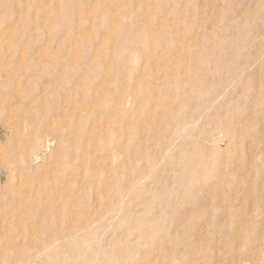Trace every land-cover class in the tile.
<instances>
[{
  "label": "rangeland",
  "instance_id": "obj_1",
  "mask_svg": "<svg viewBox=\"0 0 264 264\" xmlns=\"http://www.w3.org/2000/svg\"><path fill=\"white\" fill-rule=\"evenodd\" d=\"M0 151V264H264V0H0Z\"/></svg>",
  "mask_w": 264,
  "mask_h": 264
},
{
  "label": "bare ground",
  "instance_id": "obj_2",
  "mask_svg": "<svg viewBox=\"0 0 264 264\" xmlns=\"http://www.w3.org/2000/svg\"><path fill=\"white\" fill-rule=\"evenodd\" d=\"M50 2H51V0H50ZM45 10H47V9H45ZM47 11H48V10H47ZM45 13H46V12H45ZM48 13H49V11H48ZM48 13H46V14H48ZM6 29H7V28H6ZM111 30H112V29H111ZM11 31H12V30H11ZM8 32H9V30H8ZM6 33H7V32H6ZM9 34H10V33H9ZM1 35H2V34H1ZM3 35L5 36L4 32H3ZM3 35H2V36H3ZM4 36H3V38H4ZM6 36H7V35H6ZM8 36H10V35H8ZM8 36H7V37H8ZM72 38H73V36H72ZM75 38H77V37H75ZM73 40H74V39H73ZM75 40H76V39H75ZM78 40H79V39H78ZM78 43H79V42H77V44H78ZM74 44H76V42H74ZM77 44H76V45H77ZM52 52H53V51L51 50V54H52ZM54 52H55V51H54ZM41 53H42V52H41ZM44 53L46 54L45 51H44ZM44 53H42V55H43ZM38 54H39V53H38ZM45 54H44V55H45ZM49 54H50V53H49ZM177 54H178V53H177ZM44 55H43V56H44ZM46 55H47V54H46ZM52 56H53V55H52ZM183 67H184V65H183ZM20 88H21V87H20ZM20 88L17 87V90L20 89ZM18 92H20V91L18 90ZM31 104H32V103H31ZM13 108H14V107H13ZM31 108H33V107L31 106ZM25 110H26V108H25ZM27 110H28V109H27ZM77 113H78V112H77ZM14 115H15V114H14ZM101 116H102V115H101ZM101 116H100V117H101ZM9 117H10V116H9ZM98 117H99V116H98ZM108 117H109V116H108ZM108 117H107V118H108ZM14 118H15V117H14ZM98 119H100V118H98ZM6 120H7V119H6ZM107 120H111V118H109V119H107ZM107 120H105V121H106L107 124H108L110 121H107ZM97 121L99 122V120H97ZM97 121H96V122H97ZM105 121H104V122H105ZM6 122H7V121H6ZM52 122H54V121H52ZM98 122H97V123H98ZM98 124H99V123H98ZM98 124L96 125L97 127H98ZM100 124H101V123H100ZM105 124H106V123H105ZM103 125H104V123H103ZM93 126H94V125H93ZM120 126H121V125H120ZM124 126H125V125H124ZM190 126H191V125H190ZM99 127H100V126H99ZM103 127H104V126H103ZM103 127H101V128H103ZM118 127H119V126H117V129H119ZM121 127H123V126H121ZM121 127H120V129H121ZM91 129H92V128H91ZM225 129H226V128H225ZM103 130H104V129H103ZM3 132H4V131H3ZM17 133H18V131H17ZM5 135H6V134H5ZM91 135H92V134H91ZM0 153H1V151H0ZM98 165H99V164H98ZM101 165H102V164H101ZM102 166L105 167L104 165H102ZM97 167H98V166H97ZM105 168H106V167H105ZM105 168H104V169H105ZM6 222L8 223V221H6ZM5 224H6V223H5ZM5 226H6V225H5ZM6 227H7V226H6Z\"/></svg>",
  "mask_w": 264,
  "mask_h": 264
}]
</instances>
